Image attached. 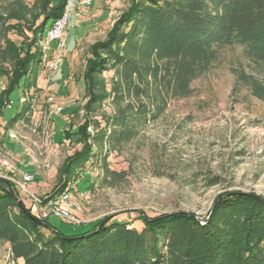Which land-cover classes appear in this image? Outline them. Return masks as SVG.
Instances as JSON below:
<instances>
[{
	"label": "rangeland",
	"instance_id": "obj_1",
	"mask_svg": "<svg viewBox=\"0 0 264 264\" xmlns=\"http://www.w3.org/2000/svg\"><path fill=\"white\" fill-rule=\"evenodd\" d=\"M16 1L0 0V71L9 65L8 40L19 49L38 48L43 56L10 95V105L0 116V146L17 167L16 179H21V171L32 176L25 190L13 184L24 205L39 215L40 205L60 194L49 195L57 185L60 165L81 148L74 133L89 118L83 73L90 47L106 38L132 0H91L89 6L65 0L61 15L43 31L40 23L58 0H21L23 9L14 10ZM15 11L21 13L14 15ZM59 21L62 25L55 29ZM59 48V69L49 72L46 63ZM236 65L235 51H229L220 66L192 83L189 97L170 102L131 139L86 163L64 190L69 194L67 209L78 222L51 215L49 223L65 236L82 233L102 219L140 229L138 217L144 215L183 211L203 217L220 195L264 197V101L235 77L231 67ZM113 74L112 69L102 72L107 89ZM4 82L0 78V89ZM20 111L22 116L10 121ZM112 111L107 98L89 114L87 126L94 130L93 125H102V116ZM9 131L15 139L8 138ZM15 144L20 148L17 154ZM103 162L120 177L102 182ZM31 195L39 199V206ZM10 262L7 246L0 242V264H18Z\"/></svg>",
	"mask_w": 264,
	"mask_h": 264
},
{
	"label": "trees",
	"instance_id": "obj_2",
	"mask_svg": "<svg viewBox=\"0 0 264 264\" xmlns=\"http://www.w3.org/2000/svg\"><path fill=\"white\" fill-rule=\"evenodd\" d=\"M64 2L58 0L50 7L40 23L41 31L61 15ZM16 8L23 9L21 0L15 2ZM14 44L6 41L5 50L12 53L8 67L0 71L5 79L0 116L10 105L11 93L43 56L38 48L31 52L28 45L19 49ZM229 51L237 57V65L231 67L235 77L253 97L264 101V0H132L106 38L91 45L83 73L88 117L107 98L113 111L102 116V125H93L92 134L87 131L89 118L77 127L74 135L81 148L64 159L49 195L62 193L86 163L131 139L139 126L157 119L170 102L189 97L192 83L220 66ZM108 69L114 72L109 89L102 78ZM21 116L20 111L10 121ZM67 132L64 136L69 139ZM103 163L102 182L120 177ZM18 200L43 223L31 219ZM31 210L14 184L0 178V242L8 245L11 261L264 264V197L260 195H220L203 217L183 211L139 216L140 229L119 220L102 223V219L72 236H65L48 218Z\"/></svg>",
	"mask_w": 264,
	"mask_h": 264
},
{
	"label": "built area",
	"instance_id": "obj_3",
	"mask_svg": "<svg viewBox=\"0 0 264 264\" xmlns=\"http://www.w3.org/2000/svg\"><path fill=\"white\" fill-rule=\"evenodd\" d=\"M79 2L83 6H89L91 4V0H79ZM58 24L59 25H56L55 29H58V27L62 25V22L59 21ZM61 48H59L58 51L53 55V57L46 63L47 71L54 72L59 68L63 57ZM58 110H60V108H58ZM31 131L35 132L36 129L32 128ZM87 131L91 134L94 132L91 125L87 127ZM7 136L10 139L16 138V134L13 131L7 132ZM0 168L2 169V171H0V178L6 179L14 183L15 186L19 189L25 190V186L27 182L33 180L32 176L23 172H21V179L15 178V175L17 173V167L15 163L4 153L1 146H0ZM31 197H32V201L39 206L40 203L39 199H37L33 195H31ZM68 201H69V194L67 191H63L56 197L55 200L49 201L43 207L40 205L38 216L40 218H48L51 215H53L71 221L72 223H77L78 221L71 216L69 210L67 209Z\"/></svg>",
	"mask_w": 264,
	"mask_h": 264
},
{
	"label": "water",
	"instance_id": "obj_4",
	"mask_svg": "<svg viewBox=\"0 0 264 264\" xmlns=\"http://www.w3.org/2000/svg\"><path fill=\"white\" fill-rule=\"evenodd\" d=\"M18 205H19L20 207H22V209L27 213V215H28L31 219H33L34 221H36V222H38V223H43V222H42L41 220H39L37 217L31 215V214L26 210V208L22 206V204H21V202H20L19 200H18ZM54 231H55V230H54Z\"/></svg>",
	"mask_w": 264,
	"mask_h": 264
},
{
	"label": "crops",
	"instance_id": "obj_5",
	"mask_svg": "<svg viewBox=\"0 0 264 264\" xmlns=\"http://www.w3.org/2000/svg\"><path fill=\"white\" fill-rule=\"evenodd\" d=\"M59 69V68H58ZM57 69V70H58ZM57 72V71H56ZM16 145V144H15ZM20 150L19 146L16 145L15 146V150H14V153L13 154H17V152ZM22 172V171H21ZM5 245L7 246V250H8V254H9V248H8V245L5 243ZM14 261L10 262V263H13ZM15 262H17L18 264H22V261L21 260H16Z\"/></svg>",
	"mask_w": 264,
	"mask_h": 264
}]
</instances>
